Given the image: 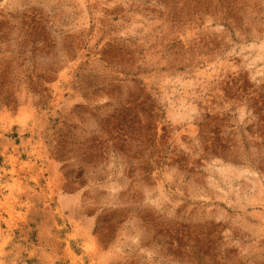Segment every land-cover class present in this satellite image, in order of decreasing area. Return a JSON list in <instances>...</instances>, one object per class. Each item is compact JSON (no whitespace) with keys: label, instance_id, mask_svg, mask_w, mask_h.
<instances>
[{"label":"rangeland","instance_id":"1","mask_svg":"<svg viewBox=\"0 0 264 264\" xmlns=\"http://www.w3.org/2000/svg\"><path fill=\"white\" fill-rule=\"evenodd\" d=\"M0 264H264V0H0Z\"/></svg>","mask_w":264,"mask_h":264}]
</instances>
